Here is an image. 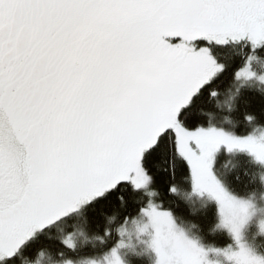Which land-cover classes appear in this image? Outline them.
<instances>
[{"label": "snow or ice", "instance_id": "1", "mask_svg": "<svg viewBox=\"0 0 264 264\" xmlns=\"http://www.w3.org/2000/svg\"><path fill=\"white\" fill-rule=\"evenodd\" d=\"M229 69V112L264 103V0H0V264L81 214L90 227L103 220L94 238L105 264H122L118 250L138 220L155 264H212L163 200L153 202L156 157L170 195L186 171L191 191L217 203L238 250L211 251L264 264L241 242L249 204L214 171L222 146L264 166L255 134L264 107L242 112L250 130L240 134V119L205 118V105L222 108ZM58 244L73 264L75 233Z\"/></svg>", "mask_w": 264, "mask_h": 264}, {"label": "trees", "instance_id": "2", "mask_svg": "<svg viewBox=\"0 0 264 264\" xmlns=\"http://www.w3.org/2000/svg\"><path fill=\"white\" fill-rule=\"evenodd\" d=\"M237 59L239 58L237 57ZM230 71L231 69H229L227 78L223 79L220 84L221 95L219 100L222 108L217 111L212 109L211 105H205V118L220 122L224 116H227L233 123L240 119L241 124L235 128V132L240 134L250 130L242 121V112L245 110L253 111L260 115L264 103L257 97L252 100L250 105L241 103L239 112H229L230 95L235 91L234 87L230 89L228 85ZM209 112L211 114L207 115ZM198 119L202 120L204 118L199 117ZM261 122H264V116H261ZM224 128L229 131L232 130L231 125L225 124ZM259 128L264 129V127ZM157 164L160 167L166 166L159 157L149 160V165L155 175L152 190L159 189L160 191L158 196L152 198L153 202L158 203L163 200L164 206L173 212L177 228L182 230L189 239L195 240L198 246L207 252V255L218 259L224 264H231L223 254L211 251V249L223 250L229 246L234 251L238 250L231 233L220 224L217 203L191 191L190 182L181 178L186 175V171L178 172L177 179L174 181L178 184L177 192L175 195H170L168 184L173 181H169L167 173L158 171ZM214 168L226 188L249 204L247 216L240 228L241 237L252 250L264 256V231H261V224L256 219L261 212L259 208L264 204V166L255 163L253 157L246 152L236 151L231 153L229 159L224 158V154H220L219 159L215 161ZM124 195L128 198L132 194L128 192ZM111 199L116 203L115 193L112 194ZM252 204H257L256 207L259 208H253ZM132 207L134 205L129 201V208ZM94 216L95 214L89 210V217L93 218ZM240 220L241 218L237 217L235 223L240 224ZM95 222L100 223V230L102 231V219L96 217L90 227L86 223L83 214L74 217L69 222L57 225L50 232H45L30 243L26 250L19 253L13 264H66V260L69 258L60 256L58 241L70 232L75 233L77 245L76 255L70 258L73 264H89V262L102 264L105 262L102 246L94 238L96 235L94 231L96 230ZM138 222L143 224L146 221L138 220ZM134 227H136V224L128 225L127 234L123 237L124 246L118 250L121 261L125 264H155L156 257L149 247L150 236L148 232H140L138 229L139 233L136 234L133 231Z\"/></svg>", "mask_w": 264, "mask_h": 264}, {"label": "rangeland", "instance_id": "3", "mask_svg": "<svg viewBox=\"0 0 264 264\" xmlns=\"http://www.w3.org/2000/svg\"><path fill=\"white\" fill-rule=\"evenodd\" d=\"M201 43H203V42H201ZM218 51H225V55L226 56H228V55H232L233 54V52L234 51H239V49H218ZM255 134L257 135V136H260V135H264V129H262V128H257L256 130H255ZM222 152H221V151ZM219 150V152L216 154V160L217 159H219V156H220V154H224V158H231V154H228L227 152H226V150H225V148L224 147H221V149ZM228 156H230V157H228ZM215 169V168H214ZM215 171V170H214ZM218 176V175H217ZM218 178H220L219 176H218ZM207 199H209V197L207 196V194H205L204 195ZM211 200V199H210ZM257 206V204H252V207L253 208H259V207H256ZM252 208V209H253ZM260 209V214H259V216L256 218L257 219V221H259V223L261 224L262 222H264V204L259 208ZM142 222H138L137 224H136V227H134L133 228V231L136 233V234H138L139 233V231H137L139 228H141V227H143V224H141ZM140 225V227H138ZM241 242L247 247V248H249L254 254H256V255H258V256H261L260 254H258V253H256L254 250H252L248 245H247V243L246 242H244L243 240H242V237H241ZM262 257H264V256H262ZM207 260L208 261H210V262H212V264H224L223 262H221V261H219L218 259H216V258H213V257H211V256H209V255H207ZM45 263H47V262H45ZM102 264H105V262H103ZM122 264H125L124 262H122Z\"/></svg>", "mask_w": 264, "mask_h": 264}]
</instances>
